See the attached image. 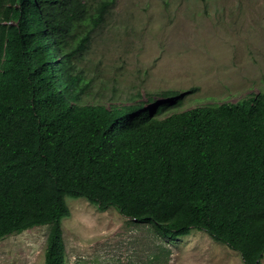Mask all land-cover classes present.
Here are the masks:
<instances>
[{
	"label": "trees",
	"instance_id": "trees-1",
	"mask_svg": "<svg viewBox=\"0 0 264 264\" xmlns=\"http://www.w3.org/2000/svg\"><path fill=\"white\" fill-rule=\"evenodd\" d=\"M113 5L0 0V240L48 227L44 264H65L66 199L81 198L165 241L204 231L260 264L264 92L163 119L181 97L125 112L84 102L73 58Z\"/></svg>",
	"mask_w": 264,
	"mask_h": 264
},
{
	"label": "rangeland",
	"instance_id": "rangeland-1",
	"mask_svg": "<svg viewBox=\"0 0 264 264\" xmlns=\"http://www.w3.org/2000/svg\"><path fill=\"white\" fill-rule=\"evenodd\" d=\"M99 1L81 0L92 8ZM77 27L82 36L85 26ZM73 67L89 85L84 102L122 112L168 92L181 104L159 118L236 103L264 92V0H114ZM66 202L65 264H244L204 231L165 241L113 208ZM47 233L35 227L2 238L0 264H44Z\"/></svg>",
	"mask_w": 264,
	"mask_h": 264
},
{
	"label": "clouds",
	"instance_id": "clouds-1",
	"mask_svg": "<svg viewBox=\"0 0 264 264\" xmlns=\"http://www.w3.org/2000/svg\"><path fill=\"white\" fill-rule=\"evenodd\" d=\"M165 118V117H164ZM160 119H163V118H160Z\"/></svg>",
	"mask_w": 264,
	"mask_h": 264
}]
</instances>
